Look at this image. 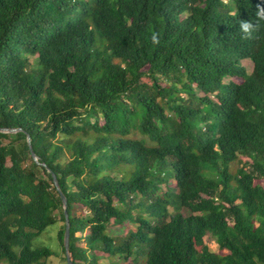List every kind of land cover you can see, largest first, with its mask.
Masks as SVG:
<instances>
[{"label":"trees","instance_id":"trees-1","mask_svg":"<svg viewBox=\"0 0 264 264\" xmlns=\"http://www.w3.org/2000/svg\"><path fill=\"white\" fill-rule=\"evenodd\" d=\"M0 129V264H264V0H0Z\"/></svg>","mask_w":264,"mask_h":264},{"label":"rangeland","instance_id":"rangeland-1","mask_svg":"<svg viewBox=\"0 0 264 264\" xmlns=\"http://www.w3.org/2000/svg\"><path fill=\"white\" fill-rule=\"evenodd\" d=\"M242 65L246 68L247 71H249L251 69V65L245 61L241 62ZM55 219H58V214L57 211H55L53 213ZM58 226L59 224H55L53 226L48 227L35 241L36 245L38 247L44 246L47 247L49 249H51L55 254L56 257H51L48 259L47 264H62L61 262V258H62V254L60 251V248L58 246L57 243V232H58ZM209 248L211 251H216L217 250V246L216 244L213 243V241H210L209 243ZM116 260V261H115ZM118 258H115L113 260L114 264H123L120 261H117ZM100 264H111L109 260L105 259V258H100L99 260Z\"/></svg>","mask_w":264,"mask_h":264},{"label":"water","instance_id":"water-1","mask_svg":"<svg viewBox=\"0 0 264 264\" xmlns=\"http://www.w3.org/2000/svg\"><path fill=\"white\" fill-rule=\"evenodd\" d=\"M18 130L16 129H0V132L3 133H14L17 132ZM28 142H29V138H27ZM30 150L31 147L29 146ZM32 158L37 161V157L35 156L34 153H31ZM52 178H53V183L54 186L56 188V190L59 192L61 201L63 203V207H64V214H65V219H66V228H65V232H64V237H63V247H64V252H65V256H66V261L67 264H71L70 260H69V252H68V244H69V226H68V222H67V214L65 212V204H66V199L64 197V195L61 193L59 187H58V182L56 180V177L52 174Z\"/></svg>","mask_w":264,"mask_h":264}]
</instances>
